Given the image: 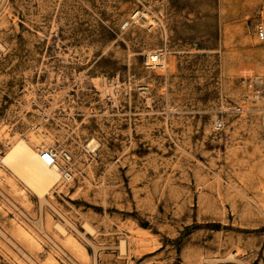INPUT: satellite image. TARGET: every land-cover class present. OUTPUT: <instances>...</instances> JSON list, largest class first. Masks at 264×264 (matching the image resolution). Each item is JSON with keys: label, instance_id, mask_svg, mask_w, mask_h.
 <instances>
[{"label": "rangeland", "instance_id": "rangeland-1", "mask_svg": "<svg viewBox=\"0 0 264 264\" xmlns=\"http://www.w3.org/2000/svg\"><path fill=\"white\" fill-rule=\"evenodd\" d=\"M258 19L264 0H0V156L39 130L77 172L41 203L1 167L0 264H264Z\"/></svg>", "mask_w": 264, "mask_h": 264}, {"label": "bare ground", "instance_id": "bare-ground-1", "mask_svg": "<svg viewBox=\"0 0 264 264\" xmlns=\"http://www.w3.org/2000/svg\"><path fill=\"white\" fill-rule=\"evenodd\" d=\"M137 14L138 12L134 13L131 17L135 18ZM158 57L161 59V55L155 51L147 53V59L151 62L157 61ZM263 79L264 77H262V80L259 77L255 78L258 83L260 81L263 82ZM104 91L108 92L109 89L105 88ZM262 92H264V90ZM111 94L113 95L112 92ZM259 94L261 93L259 92ZM256 97H258V95ZM261 97L264 102V95ZM259 101L261 102V100ZM263 102L261 104H263ZM257 110L264 111V106L261 108L259 107ZM40 134L42 133H40V131L38 130L36 132L32 131L29 136L25 135L9 138V136L7 135L8 138L4 141L6 144V148L4 149L3 155L0 156V180H6V178L9 177L2 170L1 167L7 168L9 174L19 179L32 193H34L38 197L39 201L42 203L47 198L46 196L51 194V190L54 189L57 185L61 184V179L65 182L72 181L77 175V172L74 168H72L75 166L74 164L76 157L73 156V154L71 156V154L64 152V150L60 151L59 155V153L54 151L51 146L49 147L50 143L48 141H46V143L44 144L40 143L39 139L37 138V136ZM36 138L38 140H35ZM97 147L98 142L95 138H89L84 146L86 150L91 152H94ZM45 150H51L56 157L55 162L51 165L46 164L42 160V152ZM59 215L66 219L63 214L60 213ZM11 224L14 227L16 233L21 235L32 246H35L38 249L41 248V240L38 236L39 234L35 233L31 229L29 224L25 223L19 217H15V219L12 220ZM64 224L58 220L50 222V225L53 226L57 234H55V237L57 239L67 240L75 246L84 248L77 240L75 235H73L70 231L65 228ZM83 227L86 230L92 231L91 227L89 226V224H87V222L84 223ZM120 250H125V244L123 239L120 240ZM47 255L48 260L55 261L52 254L47 253Z\"/></svg>", "mask_w": 264, "mask_h": 264}, {"label": "built area", "instance_id": "built-area-1", "mask_svg": "<svg viewBox=\"0 0 264 264\" xmlns=\"http://www.w3.org/2000/svg\"><path fill=\"white\" fill-rule=\"evenodd\" d=\"M253 31L256 39L258 42L262 45H264V19H258L253 26ZM261 88L264 90V79L263 82L260 83ZM241 108H237V111H240ZM217 128L223 127L224 120L222 118H219L215 122ZM42 160L48 164L51 165L55 162L56 157L54 153L51 150H45L42 152Z\"/></svg>", "mask_w": 264, "mask_h": 264}]
</instances>
